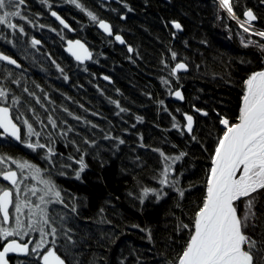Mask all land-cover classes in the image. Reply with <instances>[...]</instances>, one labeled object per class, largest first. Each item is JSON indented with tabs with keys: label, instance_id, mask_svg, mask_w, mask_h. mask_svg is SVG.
<instances>
[{
	"label": "trees",
	"instance_id": "trees-1",
	"mask_svg": "<svg viewBox=\"0 0 264 264\" xmlns=\"http://www.w3.org/2000/svg\"><path fill=\"white\" fill-rule=\"evenodd\" d=\"M119 1L78 0L81 11L69 0H25L18 8L23 18H11L17 27L0 25V53L22 67L0 61L5 105L21 127L26 119L40 133L32 143L38 139L56 153L52 165L42 158L45 149L24 147V134L21 144L0 135V156L26 160L58 185L63 203L48 207L58 229L54 246L67 264H177L206 195L212 156L224 131L220 121L239 119L244 82L264 67V56L257 47L240 46L237 24L216 0ZM230 5L240 20L252 11L254 27L264 31V0H230ZM88 11L110 24L113 37L99 31ZM173 21L181 31L172 27ZM115 35L126 45H118ZM68 38L86 43L92 61L81 65L69 57L64 52ZM179 62L188 72L174 76L171 71ZM176 90L183 92L182 103L171 97ZM14 98L18 103L13 106ZM185 114L195 120L191 135L185 132ZM160 151L169 157L185 153L172 163L174 187L158 182L164 167ZM82 154L87 167L76 179L79 165L74 161ZM7 167L15 169L10 160ZM0 187H7L1 177ZM144 188L163 191L157 199L151 193L145 197ZM254 196L257 218L246 232L259 239L264 190ZM30 236L34 242L39 238L38 233ZM47 238L50 245L53 238ZM19 261L39 264L33 256L11 262Z\"/></svg>",
	"mask_w": 264,
	"mask_h": 264
},
{
	"label": "snow or ice",
	"instance_id": "snow-or-ice-1",
	"mask_svg": "<svg viewBox=\"0 0 264 264\" xmlns=\"http://www.w3.org/2000/svg\"><path fill=\"white\" fill-rule=\"evenodd\" d=\"M69 2L81 11H85L78 0H69ZM24 3L25 0H0V25H7L9 28L15 29L17 25L11 22V18H23L18 8ZM219 3L235 19L230 0H219ZM86 14L109 36L113 35L108 23L99 20L90 11ZM51 15L65 28L69 27L56 12L53 11ZM244 15L247 17L245 22L249 23V27H245L244 31L248 32L251 27L250 21L256 20L257 17L250 10L246 11ZM172 27L182 30L179 22L173 21ZM20 30L23 31L22 28ZM252 34L264 39V31H255ZM115 40L121 44L124 43L120 35H115ZM32 43L35 45L39 41L33 40ZM248 44H255L260 51L264 52V44L248 41L245 46ZM128 50L132 51L131 48ZM68 51L80 63L91 58V54L79 40L69 41ZM172 58H176L175 53L172 54ZM0 60L16 64L15 60L5 55H0ZM16 66L20 65L16 64ZM180 70L187 71V66L184 63H177L171 74L175 75ZM244 83L245 91L239 122L230 125L227 119L220 121L226 131L219 138L214 149L211 169L206 182V195L202 205L195 213L194 230L179 255L177 264H264V233L260 234L259 239H255L246 232L249 228L254 229L252 221L257 218L254 211L257 197L253 194L264 190V70L252 73ZM174 95L183 99L180 91H176ZM7 98V91L0 88V105L7 104ZM11 103L14 106L18 101L14 98ZM203 114L207 115V113ZM16 119H21V116L18 115ZM185 119L187 130L190 133L193 118L187 115ZM23 123L27 125L29 137L40 136V133L33 128L28 120H23ZM49 123L53 128L56 127L53 120L49 119ZM173 127H177V125L174 124ZM0 130H2L0 135L21 141V130L13 122L9 106H0ZM85 143H89V141L85 140ZM119 143L122 144L124 141L120 140ZM25 144L33 151L45 149L42 158L49 164H55L51 158L56 153L50 144L40 143L38 139L35 143L25 142ZM77 150L79 151V149ZM153 151L159 150L153 149ZM159 154L164 162V167L158 182L165 187H174L177 181L169 179L172 163L180 160L185 153H180L175 157H169L162 151ZM69 159L72 158L69 157ZM9 160L18 171L7 167ZM74 163L79 165L76 179H80V174L87 167L83 154ZM67 166L69 165H61V167ZM26 172L28 175H25ZM0 177L12 186L11 189L0 187V264H10V254L33 256L42 261V264H66V259L59 255L57 250L48 247L47 239L49 235L52 236L51 244L54 245L57 238L58 229L53 226L55 218L50 216L48 206L63 203L58 185L50 177H42L41 169L36 165L26 160H16L7 156H0ZM37 177H40L37 183L43 185L42 188L24 183L29 178L36 179ZM162 191L163 189L157 191L144 188L143 195L147 197L151 193L159 199ZM183 194L181 191L180 195L183 196ZM32 197H36V200L33 201ZM238 201L242 202V207L237 203ZM65 206L67 207V205ZM10 209L13 211L10 212ZM71 210L76 211L74 205ZM63 219L64 217L61 216V220ZM183 227L188 228V225H183ZM32 233L39 234V240L34 244L31 238L25 239ZM69 239L71 238L69 237ZM29 245L33 246L29 248ZM18 264H25V262L19 261Z\"/></svg>",
	"mask_w": 264,
	"mask_h": 264
},
{
	"label": "water",
	"instance_id": "water-1",
	"mask_svg": "<svg viewBox=\"0 0 264 264\" xmlns=\"http://www.w3.org/2000/svg\"><path fill=\"white\" fill-rule=\"evenodd\" d=\"M98 1H100V2H104V3H115V4H119L120 3V1L119 0H98ZM53 11H51V13H52ZM54 12H56V11H54ZM57 13V12H56ZM57 15L58 16H60L58 13H57ZM52 16V15H51ZM244 17H245V20H247V17L244 15ZM52 18L61 26V27H63L65 30H67L70 34H74V30L70 27V25L60 16V18L61 19H63L64 20V22L66 23V24H68V28H65L54 16H52ZM122 19L124 20L125 19V17H122ZM104 22H106V21H104ZM256 22V20H254V21H250V23H255ZM106 23H108V22H106ZM109 24V23H108ZM110 25V24H109ZM98 29H99V31H101L102 33H104L105 35H108L102 28H100L99 27V25H98ZM112 29V28H111ZM251 31H253V30H251ZM113 32V31H112ZM109 36V35H108ZM121 36V35H120ZM121 38L123 39V37L121 36ZM76 40H79V39H68V40H66L65 41V48H64V52L68 55V56H70V57H72L73 59H74V61L75 62H77V63H79V64H81V65H85V64H87V63H89V62H91L92 61V59H93V53L90 51V49L88 48V46L84 43V42H82L81 40H79L84 46H85V48H87V50H88V52L91 54V58L90 59H86L83 63H80L79 61H77L76 60V58L68 51V42L69 41H72V42H75ZM124 40V39H123ZM118 42V45H120V46H125L126 45V43H125V41H124V43L123 44H121L119 41H117ZM37 45H40L39 43L37 44ZM129 48H131L132 49V47H130V46H128L127 47V49H129ZM128 52H129V50H128ZM129 53H133V49H132V51L131 52H129ZM0 55H5V54H3V53H0ZM5 56H7V55H5ZM9 57V56H8ZM10 59H13V58H11V57H9ZM14 60V59H13ZM1 62H3V63H5V64H7V65H10V66H12V67H14V68H16V69H21L22 67H21V65L18 63V62H16V64H18V65H20L19 67H17L16 66V64H9L7 61H3V60H0ZM181 72H186V71H184V70H180ZM102 78V80L103 81H105V82H107V83H111L112 82V80L110 79V78H108V77H106V76H102L101 77ZM181 92V91H180ZM181 94H182V92H181ZM182 97H183V95H182ZM173 99L175 100V101H177V102H180V103H182L183 101H184V97H183V99H179V98H177L174 94H173ZM242 104H243V102H242ZM0 106H6V105H0ZM241 107H242V105H241ZM10 115H11V117H12V119H13V122L14 123H16L17 124V126L20 128V130H21V132H20V134H21V141H16L15 139H13V138H11V137H7L6 135H1L3 138L4 137H7V138H9L10 140H12L13 142H15V143H17V144H21V142H22V128L19 126V124L14 120V118H13V114H12V109L10 108ZM188 114H185L184 115V118L187 116ZM190 116H192V115H190ZM192 118H193V116H192ZM185 121H186V119H185ZM239 122V119L235 122V123H233V124H236V123H238ZM232 125V124H231ZM194 127H195V120H194V118H193V124H192V131L189 133L188 132V130H187V121H186V125H185V132L187 133V134H189V135H191L192 134V132H193V130H194ZM0 132L2 133V130H0ZM16 171V170H15ZM19 174V173H18ZM1 180L7 185V187L9 188V189H11V184L8 182V181H5V180H3V178L1 177ZM11 210V209H10ZM194 230V229H193ZM33 240V239H32ZM30 246V245H29ZM48 247H52V248H54L55 250H57L56 249V247L54 246V245H50V246H48ZM58 252V251H57ZM59 254V253H58ZM60 255V254H59ZM13 256H19V257H25V256H22V255H15V254H10L9 255V258H11V257H13ZM11 264V263H10ZM39 264H42V261H40L39 260ZM66 264H67V262H66Z\"/></svg>",
	"mask_w": 264,
	"mask_h": 264
},
{
	"label": "rangeland",
	"instance_id": "rangeland-1",
	"mask_svg": "<svg viewBox=\"0 0 264 264\" xmlns=\"http://www.w3.org/2000/svg\"><path fill=\"white\" fill-rule=\"evenodd\" d=\"M217 2H218V5H219V7L221 8V10L224 12V13H226V15L231 19V20H233L236 24H237V26H238V28H239V30H240V32L238 33V41H239V43H240V46L243 48V49H248L249 47H256L255 46V44H248V46H245V43L246 42H248V41H254L253 40V38H255V37H257V39H259V41H262V42H264V39H261V37H259V36H256V35H253L252 34V32H255V31H259V30H256V28L254 27V24L253 23H250V25H251V27H250V29L251 30H253V31H248V32H246V31H244V28L245 27H249V23H246L245 21H247V20H240V19H238L236 16H235V19L232 17V15H230L224 8H222L221 6H220V3H219V0H216ZM254 14V13H253ZM243 25V26H242ZM96 26H97V28H98V24L96 23ZM177 30V29H176ZM177 31H181V30H177ZM104 34V33H103ZM71 35H74V34H71ZM108 36V35H107ZM109 37H113V35L112 36H109ZM68 39H76V38H68ZM68 39H66V40H68ZM114 39H115V36H114ZM66 40H64V41H66ZM80 40V39H79ZM82 41V40H81ZM83 42V41H82ZM255 42V41H254ZM86 44V43H85ZM261 44V43H260ZM64 48H65V42H64ZM89 48V47H88ZM258 50L260 51V49L258 48ZM91 51V50H90ZM261 52V54L264 56V52H262V51H260ZM70 57V56H69ZM72 58V57H71ZM73 59V58H72ZM74 60V59H73ZM179 63H181V62H179ZM186 65V64H185ZM264 69V67L261 69V70H263ZM261 70H258V71H261ZM186 72H188V67H187V71ZM257 72V71H256ZM179 73H183V72H181V71H178L175 75H177V74H179ZM174 75V76H175ZM102 76H105V75H102ZM107 77V76H106ZM109 78V77H108ZM102 79V78H101ZM176 91H181V90H176ZM176 91H174V92H172V95H171V97H172V99H173V94L176 92ZM244 91H245V89H244ZM182 92V91H181ZM182 95H183V92H182ZM184 97V96H183ZM8 100V99H7ZM173 101H175L174 99H173ZM175 102H177V101H175ZM242 102H243V98H242ZM3 105H5V104H3ZM241 105H242V103H241ZM6 106H8V105H6ZM10 107V106H9ZM185 119V118H184ZM230 124V123H229ZM186 125V124H185ZM231 125V124H230ZM20 126V125H19ZM21 127V126H20ZM222 127H223V129H224V131H223V133L226 131V129H225V127H224V125L222 124ZM21 128H23V130H22V137H23V134L25 135V142H32L33 141V136L32 137H29L28 136V133H27V125H24L23 124V127H21ZM184 128H185V126H184ZM1 133V132H0ZM222 136H223V134H222ZM7 138V137H6ZM24 147H26V144H24ZM26 148H28V147H26ZM32 150V149H31ZM12 170H16V171H18L17 169H16V167H15V169H12ZM25 175H28L27 174V172L25 173ZM32 181H33V183H32ZM37 181H38V178H36V179H31V178H29V179H27V180H25L24 181V183L25 184H31V185H35L36 186V184H37ZM41 185V184H40ZM21 187H23V185H21ZM8 188V187H7ZM256 193H254L253 195H255ZM244 199H247V198H244ZM34 201V200H33ZM238 204H241V207H242V202L241 201H238L237 202ZM11 211H13L12 209L10 210V212ZM238 212H239V209H238ZM29 238H31V239H33V244L36 242H34V238H32L31 236L30 237H26L25 239L27 240V239H29ZM48 239V238H47ZM38 240H39V238H38ZM51 245V244H50ZM49 244H48V246H50ZM33 245H30L29 246V248H31ZM59 253V252H58ZM42 254V253H41Z\"/></svg>",
	"mask_w": 264,
	"mask_h": 264
},
{
	"label": "flooded vegetation",
	"instance_id": "flooded-vegetation-1",
	"mask_svg": "<svg viewBox=\"0 0 264 264\" xmlns=\"http://www.w3.org/2000/svg\"><path fill=\"white\" fill-rule=\"evenodd\" d=\"M13 258L15 259V258H23V257H19V256H13V257L9 258V259H10V263H11V264H12V262H11V261H12V259H13Z\"/></svg>",
	"mask_w": 264,
	"mask_h": 264
},
{
	"label": "bare ground",
	"instance_id": "bare-ground-1",
	"mask_svg": "<svg viewBox=\"0 0 264 264\" xmlns=\"http://www.w3.org/2000/svg\"><path fill=\"white\" fill-rule=\"evenodd\" d=\"M226 10V9H225ZM227 11V10H226ZM249 31H251V29L249 30ZM264 70V69H263Z\"/></svg>",
	"mask_w": 264,
	"mask_h": 264
}]
</instances>
